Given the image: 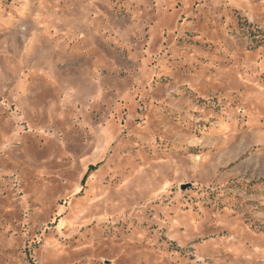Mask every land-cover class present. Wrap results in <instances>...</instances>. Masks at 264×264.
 I'll return each mask as SVG.
<instances>
[{"label": "rangeland", "instance_id": "rangeland-1", "mask_svg": "<svg viewBox=\"0 0 264 264\" xmlns=\"http://www.w3.org/2000/svg\"><path fill=\"white\" fill-rule=\"evenodd\" d=\"M0 264H264V0H0Z\"/></svg>", "mask_w": 264, "mask_h": 264}]
</instances>
